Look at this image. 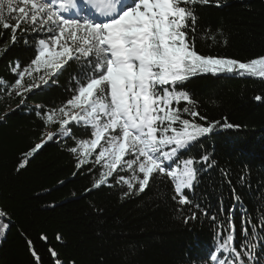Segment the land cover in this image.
Returning <instances> with one entry per match:
<instances>
[{"label":"trees","instance_id":"obj_1","mask_svg":"<svg viewBox=\"0 0 264 264\" xmlns=\"http://www.w3.org/2000/svg\"><path fill=\"white\" fill-rule=\"evenodd\" d=\"M221 3L222 7L197 8L198 33L215 35L216 41L198 36L196 50L239 61L264 55V0ZM0 32V78L11 85L16 79L11 67L17 61L22 67L30 63L35 41L46 34L17 30L13 44L9 31ZM65 67L55 83L50 81L28 94L24 104L19 97L0 96V117H4L0 120V211L6 214L0 216V230L8 225L6 231H0V264H34L28 240L40 255V264H53L50 247L64 264L71 260L76 264H213L210 254L217 246V224L233 203L232 187L243 200V207L232 214L237 243L242 239V218L260 221L264 209V99L256 101L255 97L264 98V79L199 74L182 86L207 121L219 124L181 155L194 158L200 168V157L207 154L216 165L203 166L194 190H185L199 209L184 206L180 210L171 199L173 184L165 176L156 177L144 193L130 197L123 195L126 186L111 179V187L92 189L102 168L88 165L77 170L76 158L68 151L75 146L71 138L49 141L33 155H25L43 140L49 127L44 114L65 103L73 92L79 65L69 62ZM224 123L238 127L224 128ZM72 132L76 139L89 138L80 125ZM22 161L25 166L19 168ZM120 175L131 173L121 170ZM241 176H246L243 183ZM205 210L208 215L200 214ZM193 211L198 218L185 223ZM213 215L220 219L213 222ZM57 234L61 241L55 239ZM42 235L47 242L40 239ZM254 243L259 245L260 240ZM257 255L264 257V247Z\"/></svg>","mask_w":264,"mask_h":264},{"label":"snow or ice","instance_id":"obj_2","mask_svg":"<svg viewBox=\"0 0 264 264\" xmlns=\"http://www.w3.org/2000/svg\"><path fill=\"white\" fill-rule=\"evenodd\" d=\"M212 5L223 6L221 0H0V29L10 32L11 43L18 39L17 30L21 34H46L35 41V56L30 63L22 67L17 61L11 67L16 76L14 83L9 85L0 78V86L10 88L8 95L15 94L20 104H24L28 94L50 81L55 83L69 62L78 64L79 78L74 77L70 98L45 113L43 120L45 125H57L61 136L75 141L68 151L76 158L77 170L88 165L102 168L92 189L111 187V179L126 186L123 195L130 197L144 193L150 181L165 176L173 184L171 199L180 210L184 206L199 209V204L193 205L185 190H194L203 166L214 167L216 161L204 154L199 161L202 167L198 168L194 158L185 159L181 155L211 134L219 122H208L182 86L199 74L264 79V55L239 61L203 55L196 50V39L200 36L197 8ZM200 38L216 41L215 35L207 33ZM262 99L259 95L255 97L256 101ZM77 125L82 126L89 138L76 139L72 128ZM223 127L238 126L224 123ZM56 135L57 132H47L46 140L25 155H33L44 144L54 141ZM25 163L22 161L19 168ZM121 170L131 175H120ZM245 179L246 176L240 177L242 183ZM227 183L231 185V179ZM231 199L233 203L217 224L220 231L217 246L210 254L211 262L264 264V257L257 255L264 247L261 235L264 209L260 221L242 218V239L237 243L232 214L243 207V200L234 187ZM4 215L0 211V216ZM197 218V212L193 211L184 222ZM218 219L211 216L213 222ZM7 228L5 224L0 231ZM40 239L48 240L45 235ZM55 239L61 241L62 237L57 234ZM256 240H260L259 245L254 243ZM26 243L34 264H40L41 257L33 242ZM48 252L53 264H64L57 251L50 247Z\"/></svg>","mask_w":264,"mask_h":264},{"label":"rangeland","instance_id":"obj_3","mask_svg":"<svg viewBox=\"0 0 264 264\" xmlns=\"http://www.w3.org/2000/svg\"><path fill=\"white\" fill-rule=\"evenodd\" d=\"M68 15H70V14H68ZM80 15H85V14L84 13H81ZM217 75H220V74H217ZM10 90H11L10 88H6L5 86H0V96H3L5 99H10V98H13V97H17L15 94L9 96L8 95V92ZM49 131L57 132V135L54 138V140H56V141H59V140H62V139L65 138V137H63V136H61L59 134L57 125L53 124V125H49L48 129L45 131L43 140H46V133L49 132Z\"/></svg>","mask_w":264,"mask_h":264}]
</instances>
